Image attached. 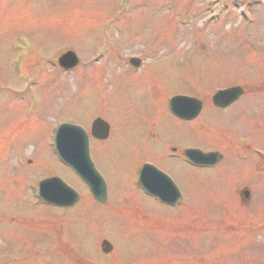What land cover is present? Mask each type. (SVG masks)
Returning a JSON list of instances; mask_svg holds the SVG:
<instances>
[{"label": "rangeland", "instance_id": "1", "mask_svg": "<svg viewBox=\"0 0 264 264\" xmlns=\"http://www.w3.org/2000/svg\"><path fill=\"white\" fill-rule=\"evenodd\" d=\"M208 2L0 0V156L16 149L34 160L23 168L8 158V164L29 177L24 180L55 171L81 192L74 174L49 156L46 132L59 119L81 124L103 112L111 135L107 142L92 143L91 157L117 207L95 208L99 215L86 216L94 211L89 202L66 210L34 208L21 194L16 169L0 166V264H76L69 250L56 254L42 240L55 232L69 242L76 231L87 235V250L88 244L96 250L97 238L106 236L116 245L118 260L129 264H264V157L254 152L264 150V0H226L232 13L204 28L200 19L209 13ZM21 39L32 49L26 61L29 88L28 78L11 69L26 49H17ZM99 48L110 63L91 60ZM67 49L85 59V67L70 72L58 68L57 58ZM144 53L148 64L136 73L118 59ZM226 84L245 91L224 111L210 99ZM174 91L206 99L201 117L191 123L171 117L163 102ZM31 98L38 106L28 116ZM150 127L157 137L149 135ZM158 137L219 150L224 157L208 169L179 159L172 164ZM241 137L248 147L240 145ZM145 160L170 172L188 197L175 210L164 209L165 217L150 218L132 206L163 209L151 207L149 199L136 197L132 189L136 166ZM246 188L250 196L244 201ZM123 206L148 222L144 226L158 228L138 237L133 221L117 217ZM56 212L66 216L58 218ZM120 225L130 229L129 243L123 246Z\"/></svg>", "mask_w": 264, "mask_h": 264}, {"label": "water", "instance_id": "2", "mask_svg": "<svg viewBox=\"0 0 264 264\" xmlns=\"http://www.w3.org/2000/svg\"><path fill=\"white\" fill-rule=\"evenodd\" d=\"M77 61L78 60L72 51L66 52L59 58L60 64L66 68L73 67L74 65H76ZM241 93H242V90L239 87L229 88V89L219 91L213 97V99H214V102L218 105H226V104L231 103L235 99H237L241 95ZM98 123H100L99 120L95 121L94 125ZM79 134H81L79 127H76L73 125H66L65 128L62 130L61 134L60 133L58 134V146H59L60 151H61V148L62 150H64L66 154V159H68L69 163L74 165L76 168H78L80 171L84 173V175L87 178V181L92 187V185H94L97 178L95 174L93 173V171L90 169V165L87 162L85 137L84 135H82L83 136L82 137ZM63 146L66 147V149L73 146L79 150H82L83 152L81 154L83 156H78L77 154L71 153L69 151L66 152V149H64ZM185 153L188 156V158L197 165H207V166L214 165L218 160L221 159V155L218 152L203 153L199 150H190V151H186ZM65 154L63 153V155ZM148 182L149 181H147V183ZM157 184L159 187L162 184V187H163L162 189L167 188V191L168 189H170L169 188L170 183L164 176H160L159 180L153 181L149 185L152 188L156 189ZM97 194H99V192ZM54 196L56 198H50L51 201L55 203H62L61 199H58L56 195ZM105 244L107 245L108 243H105Z\"/></svg>", "mask_w": 264, "mask_h": 264}, {"label": "flooded vegetation", "instance_id": "3", "mask_svg": "<svg viewBox=\"0 0 264 264\" xmlns=\"http://www.w3.org/2000/svg\"><path fill=\"white\" fill-rule=\"evenodd\" d=\"M173 151H176V153H177V150H176V149H173ZM170 155L172 156V155H174V154H170Z\"/></svg>", "mask_w": 264, "mask_h": 264}]
</instances>
